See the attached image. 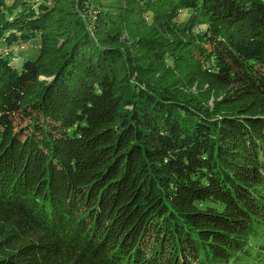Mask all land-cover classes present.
<instances>
[{
    "label": "trees",
    "instance_id": "16d2710c",
    "mask_svg": "<svg viewBox=\"0 0 264 264\" xmlns=\"http://www.w3.org/2000/svg\"><path fill=\"white\" fill-rule=\"evenodd\" d=\"M37 34L0 53V264H264V0H0Z\"/></svg>",
    "mask_w": 264,
    "mask_h": 264
},
{
    "label": "rangeland",
    "instance_id": "374dc122",
    "mask_svg": "<svg viewBox=\"0 0 264 264\" xmlns=\"http://www.w3.org/2000/svg\"><path fill=\"white\" fill-rule=\"evenodd\" d=\"M149 24L147 25L149 28L155 27L158 32H154L155 34L161 35L163 38H170L174 41L179 40L183 37V34L179 31H182V27L184 26L183 20H185V15H181L180 18H163L161 20L153 21L147 19ZM183 21V22H182ZM149 30V29H146ZM146 33H150L147 32ZM42 34V33H41ZM41 34L34 35L32 39H29L26 43L22 44H13L9 46L4 41H0V53H4L10 56V63L15 68L20 69L22 65L28 60H35V58L39 55L40 45L42 42ZM36 36V37H35ZM40 38V41H39ZM209 49V47H207ZM166 63V62H165ZM178 71V70H173ZM173 72L172 76L179 77L184 76L188 77L191 80L190 83L186 84H177L175 85V89L181 92V98L186 96H193L196 101L204 102L201 106L203 108H208L209 112L213 114L218 113L223 107L216 105L217 102H220L223 98V95H217L214 91L210 94H205L209 90V84H205L203 77L199 75L194 69L189 67H184L179 70V73ZM42 83L47 81L46 77L40 78ZM205 94L204 98L201 96ZM194 99V98H192ZM192 104V103H191ZM16 123L20 127H27L29 120L27 118H23L21 116H17Z\"/></svg>",
    "mask_w": 264,
    "mask_h": 264
}]
</instances>
